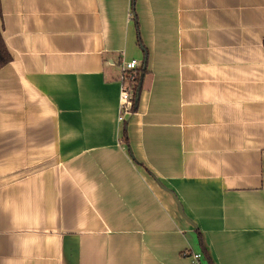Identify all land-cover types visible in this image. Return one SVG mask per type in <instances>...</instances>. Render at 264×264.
I'll use <instances>...</instances> for the list:
<instances>
[{
	"label": "crops",
	"instance_id": "crops-1",
	"mask_svg": "<svg viewBox=\"0 0 264 264\" xmlns=\"http://www.w3.org/2000/svg\"><path fill=\"white\" fill-rule=\"evenodd\" d=\"M0 2V264H264V0Z\"/></svg>",
	"mask_w": 264,
	"mask_h": 264
},
{
	"label": "trees",
	"instance_id": "trees-1",
	"mask_svg": "<svg viewBox=\"0 0 264 264\" xmlns=\"http://www.w3.org/2000/svg\"><path fill=\"white\" fill-rule=\"evenodd\" d=\"M131 9L133 12V19L135 20L136 26L138 28V22H137V18H136V0H131ZM142 50L144 51L145 56L147 55V50L146 48L143 46V44H140ZM147 58H145L146 60ZM13 61V56L11 55V53L9 52L6 44H5V40L3 38V18H2V11H1V2H0V70L3 69L4 67H6L8 64H10ZM148 73V70L145 68L144 66L140 67L137 70V75L135 76V78L133 80H131L132 77V72H128V73H123V79L121 80V83L123 85L124 88H126V90L129 91L130 95H131V102H132V108L130 110V115L137 113V111L139 110V102H140V97H141V93L143 90V86L142 89L140 90V84H141V79H142V75L144 76V78L146 77ZM144 83V81H143ZM127 121V120H126ZM125 121V123H126ZM123 135H127V127L125 125L124 127V131H123ZM197 237H198V242H199V246H200V251L203 254V264H215L214 260L209 252V249L207 248L204 239L202 237V235L200 234L199 231H197Z\"/></svg>",
	"mask_w": 264,
	"mask_h": 264
},
{
	"label": "built area",
	"instance_id": "built-area-1",
	"mask_svg": "<svg viewBox=\"0 0 264 264\" xmlns=\"http://www.w3.org/2000/svg\"><path fill=\"white\" fill-rule=\"evenodd\" d=\"M139 64L136 61H131L129 63H125L122 66V70L123 73H128V72H132V77L131 80H133L135 78V76L137 75V70L139 69ZM123 75L121 80L123 79ZM131 95L129 93L128 90H126V88L123 87L122 85V93H121V117L120 120L124 121L126 119V117L128 116L131 107H129L132 102H131ZM183 256L188 259L190 261L191 264H202V261L204 259L203 254L200 252H193V251H187L184 252Z\"/></svg>",
	"mask_w": 264,
	"mask_h": 264
},
{
	"label": "water",
	"instance_id": "water-1",
	"mask_svg": "<svg viewBox=\"0 0 264 264\" xmlns=\"http://www.w3.org/2000/svg\"><path fill=\"white\" fill-rule=\"evenodd\" d=\"M146 68V64L144 65V69ZM143 81H144V76L142 75V79H141V84H140V90L142 89V86H143ZM175 202L177 203L178 207H179V211H180V214L183 218H185V215H184V212H183V208L182 206L180 205V203L178 202L177 198L175 196H173Z\"/></svg>",
	"mask_w": 264,
	"mask_h": 264
},
{
	"label": "rangeland",
	"instance_id": "rangeland-1",
	"mask_svg": "<svg viewBox=\"0 0 264 264\" xmlns=\"http://www.w3.org/2000/svg\"><path fill=\"white\" fill-rule=\"evenodd\" d=\"M129 107L132 108V104H131ZM129 114H130V112H129ZM129 114H128V115H129ZM126 118H127V117H126ZM125 121H126V119L124 120V122H125ZM124 122H123V123H124ZM183 254H184V252H183ZM183 254H182V255H183ZM183 257H184V256H183Z\"/></svg>",
	"mask_w": 264,
	"mask_h": 264
}]
</instances>
